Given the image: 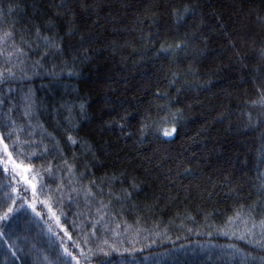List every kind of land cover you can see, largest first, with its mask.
<instances>
[{
  "label": "trees",
  "instance_id": "trees-1",
  "mask_svg": "<svg viewBox=\"0 0 264 264\" xmlns=\"http://www.w3.org/2000/svg\"><path fill=\"white\" fill-rule=\"evenodd\" d=\"M10 8L0 36L12 21L16 33L0 41V72L11 68L17 80L0 82V97L10 95L0 124L15 121L5 143L14 163L35 169L37 192L9 168L8 178L0 175V215L36 199L42 217L30 208L17 215L15 235L0 237V264H264V122L252 126L264 107L250 106L260 97L246 82L264 72V0H0ZM186 8L191 15L177 23L173 13ZM37 28L62 38L63 51L43 61V46L21 56L22 81L7 53L13 44L29 53L21 36L34 41ZM180 41L187 46L177 50ZM29 89L31 118L23 115ZM67 101L77 105L76 130L63 133ZM37 125L60 141L58 151L43 153L51 144ZM173 127L177 134L166 137ZM29 138L41 147H22ZM90 181L103 196L86 198L88 189L97 193ZM122 189L132 196L117 200Z\"/></svg>",
  "mask_w": 264,
  "mask_h": 264
},
{
  "label": "snow or ice",
  "instance_id": "snow-or-ice-1",
  "mask_svg": "<svg viewBox=\"0 0 264 264\" xmlns=\"http://www.w3.org/2000/svg\"><path fill=\"white\" fill-rule=\"evenodd\" d=\"M11 12V8L9 9V12H4L2 9H0V26L3 27H8L10 22L8 19V15ZM173 15L176 17V22L177 23H184L186 21V18L188 15H191V10L190 9H185V15L181 16L180 13L178 11H175L173 13ZM49 31H51L52 29L49 28ZM16 33V22L12 21L11 22V31H5L3 33V36H0V41H3L4 43H6L9 39H14V34ZM149 39H151L149 37ZM191 39L195 40L196 36L195 34H193V36L191 37ZM62 40V38L58 37V36H43L42 32L40 31L39 28H37L36 33H35V40L34 41H26L24 40L23 36H21V41L20 43L27 47L29 49V53H25L23 51V48H18L16 47L15 44L12 45L14 52H9L7 53L8 56V60L6 61V64L8 62H10L11 57L13 55L16 56L17 58V63L14 65V67L20 72V77L19 79L22 81H27V79H29V77L27 76L26 73V60H21L20 57H27L31 51L35 48L36 50H38L41 46H43L45 49H47V51H45L43 53V55L41 56V60H47L49 58V56H56L59 55L62 51H63V47L62 44L60 43V41ZM187 44L185 41H180L179 43L176 44V49L180 50L183 49L184 47H186ZM232 48H235L236 45L233 43L231 44ZM171 51L170 48H163L161 49V53L167 54ZM246 57H239V59L243 60ZM260 58L262 61H264V50H262L260 52ZM36 67H42L41 65V61H37L36 62ZM245 70H247V66L245 65ZM71 75V73H70ZM17 80V73L16 71H13L11 68L5 67V70L0 72V82L3 83H12L13 81ZM248 83H250L252 85V87L255 89L256 93L259 95V99L258 100H253L250 102V106L251 107H256L258 104L261 107H264V72H262L259 68L255 70V74L250 77V79L248 81H246ZM14 91V89L9 88L8 89V93L11 94ZM161 98H163V96L161 95ZM10 99V95H4L3 97H0V105H6L9 102ZM23 104H24V112L23 115L25 117H29L31 118V116L33 115L32 113V109L33 106L35 104V101L33 99V93L31 91V89H29L27 92L24 93L23 95ZM17 105L14 104L13 107L8 109V113H11L13 111H15ZM63 107L67 110V118H66V126L62 127V129H58L61 130L63 133H67L70 131H75L76 130V125L73 123L74 121V116H73V112L76 109L77 105L75 104V102L73 101H67L65 102V104L63 105ZM79 110L80 113L82 114L84 112L85 109V105L84 104H79ZM159 111H166V106H160L159 107ZM7 115V113L5 114ZM246 115H248L249 120L251 121V113H246ZM129 115H126L124 117H121L122 120H128L129 119ZM173 119H175V117H173ZM221 121L223 120V117L219 118ZM264 122V112H261L258 114L257 116V123L255 125H252L253 127H256L259 125V123ZM15 125V121L11 120L10 118L5 120L2 124H0V147H2V151L3 153L7 156V160L4 159H0V175H3L5 178H8V173H9V165L10 163H12V151H9V144L5 143L6 140H12V137L14 135H16V132H14L13 126ZM29 126H31L29 124ZM36 127L40 128L41 131L39 133H37L38 135H41L43 137V139H46L49 141V143L51 144V147H49L48 145H45L43 147V153L44 154H48L52 151H58L59 150V146H60V141H58L56 139V137L52 134L47 132L46 130L43 129L42 125H37ZM121 131H123L125 125L124 124H120L119 125ZM146 125L142 124V129L145 128ZM8 130V131H5ZM23 130V129H21ZM178 129L173 127L172 130L170 132H165L164 135L166 137H173L175 134H177ZM129 136H131V133H128ZM67 141L70 142L72 145H76L79 143V141L77 139H74L71 135L67 136ZM43 143V140L38 141V142H33L31 140V138H29V142L27 144H22V147H36V148H40L41 144ZM16 145H17V141H13L12 144V150L15 151L16 150ZM32 159H37L40 158V156L38 154H33V156L31 157ZM24 166L22 164H12V168H13V172L12 175L15 176L16 175V171H18L19 169L23 168ZM179 167V164H178ZM25 172H29V171H35V169L32 168H24ZM41 171H44L43 167L41 168ZM179 175H187L190 174V169L189 170H185L184 173H178ZM39 173H37V178L39 177ZM90 186L91 188H97V182L96 181H90ZM5 188H9L11 187V184H5L4 185ZM44 187L43 183H40L39 185V190L42 191ZM129 187L134 191L137 188V185L135 183V178H132V181L129 185ZM32 190H33V197L36 196V192H37V187L36 185H32ZM17 191V189L13 188L12 189V193H15ZM51 191V190H50ZM12 193H10L8 195V199H12ZM104 195L103 192V185H100L97 188V193L93 194L91 192V189L86 190V198L88 197H92L94 199L95 195ZM25 195H27V192L25 191ZM109 196H112L113 193L109 192L108 193ZM132 196V191H127V190H121V196L120 197H116L117 200L123 198L124 200L129 199ZM20 203V198H17L15 200H13V205ZM43 203V202H40ZM101 207H107V205H104L103 201H100ZM37 207H38V202L36 199H33V202L30 204H21V207L19 209L13 207H9L7 209V211L3 214L0 215V225H2V227H0V237H7L8 240H11L12 236L15 235L14 232L10 231L11 227H12V221L17 217V215L22 212V211H26L28 208L31 209L32 213L35 214V216L37 217H42V213L37 211ZM49 212H51V208H49ZM240 217V214H237V218ZM249 219H251V217H249ZM233 221H229V224H232ZM248 221H245V224H247ZM256 225L253 223L252 228L255 229ZM260 228H261V236L262 238H264V222H262L260 224ZM254 234V233H253ZM240 239H244V236H240ZM69 239H71V237H69ZM258 246L261 248H264V242H257ZM65 252H67V249H65ZM13 255H15V253H13Z\"/></svg>",
  "mask_w": 264,
  "mask_h": 264
},
{
  "label": "rangeland",
  "instance_id": "rangeland-1",
  "mask_svg": "<svg viewBox=\"0 0 264 264\" xmlns=\"http://www.w3.org/2000/svg\"><path fill=\"white\" fill-rule=\"evenodd\" d=\"M2 149V147H0V150ZM5 155V154H4ZM6 156V155H5ZM7 160V156H6V159ZM12 164H19V163H14L13 160H12V163H10L9 165V168L13 171V168H12ZM24 168H27V167H23L21 169H19L18 171H16V176L19 180V182L24 186V188L31 194V196L33 195V190H32V185H35V179L33 177V175L30 173V172H25L24 171ZM32 202H28V204H30ZM31 216L34 214L32 213V211L30 210L29 211ZM35 215V214H34ZM33 215V216H34ZM35 217V216H34ZM33 217V218H34ZM37 217V216H36ZM34 218L35 220L39 219V217L37 218Z\"/></svg>",
  "mask_w": 264,
  "mask_h": 264
}]
</instances>
